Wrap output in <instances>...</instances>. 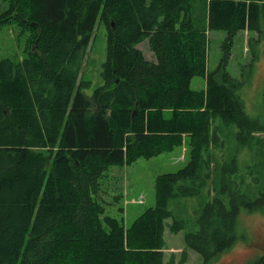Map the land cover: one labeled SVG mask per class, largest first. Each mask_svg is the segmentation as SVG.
<instances>
[{"label":"trees","instance_id":"16d2710c","mask_svg":"<svg viewBox=\"0 0 264 264\" xmlns=\"http://www.w3.org/2000/svg\"><path fill=\"white\" fill-rule=\"evenodd\" d=\"M7 1L0 28L17 23L30 52L0 59V264H167L172 216L168 228L184 231L202 264L232 247L239 210L263 208L264 193L241 192L247 182L234 179L231 152L236 139L253 169L263 168L264 119L246 112L238 93L246 81L226 66L244 30L253 33L249 66L263 59L264 0ZM98 23L107 29V60L103 83L89 94L83 72ZM215 30L227 36L210 70ZM145 40L154 59L138 47ZM196 75L204 89L191 87ZM186 142L190 159L157 175L154 206L130 226L107 212L102 177L110 166ZM203 193L209 199L194 218L169 208L173 198Z\"/></svg>","mask_w":264,"mask_h":264},{"label":"rangeland","instance_id":"374dc122","mask_svg":"<svg viewBox=\"0 0 264 264\" xmlns=\"http://www.w3.org/2000/svg\"><path fill=\"white\" fill-rule=\"evenodd\" d=\"M8 7L7 0H0V13ZM106 27L98 23L95 34L89 45V52L85 63L83 76L92 81L91 87L86 89L87 93L103 83L102 72L104 63L107 60V37ZM27 32L22 30L15 22L3 24L0 28V59L9 57L19 61L26 57L30 52L29 43L27 45ZM253 35L247 30L240 31L236 35L232 47L231 59L228 63V71L238 80H245V84L239 90L246 112L252 118L264 119V57L255 65L249 66L251 61V51L248 46V38ZM227 32L225 30H215L209 32V53L208 66L210 70H216L222 58V44ZM149 41L145 40L138 44V47L145 53V57L154 59V53L149 47ZM191 87L196 90L206 87V78L196 75L191 81ZM170 116V112H166ZM232 131H237L238 126H231ZM235 154L238 160L234 179L242 175L247 184L240 187L242 193L250 195V198L259 197L264 193V166L258 165V168L251 166V151L248 148L236 150ZM187 142L183 146L174 147L173 150L164 151L152 157H141L131 164L112 165L102 177L103 188L105 191L104 204L107 206V212L115 217L123 218L125 226H130L133 221L141 215L147 208L154 206L156 201L155 179L157 175L171 173L184 168L190 159ZM43 153L48 152L47 148H36ZM253 172V174H252ZM242 178V177H241ZM257 180V181H256ZM253 183V184H249ZM117 196L119 200H117ZM209 197L206 193L200 196L187 199L173 198L169 200V208L177 218H194L202 211ZM261 206L264 204V197H261ZM123 207L121 211L119 208ZM237 218V239L232 247L221 253L211 264H256L261 258L264 259V249L252 246L251 242L258 235L264 232V207L257 210H239ZM173 223V216L166 220L164 249L165 260L167 264H202L203 258L197 251L189 248L186 244L184 231L178 233L170 230L169 224ZM186 256V262L181 259Z\"/></svg>","mask_w":264,"mask_h":264},{"label":"flooded vegetation","instance_id":"af4514ba","mask_svg":"<svg viewBox=\"0 0 264 264\" xmlns=\"http://www.w3.org/2000/svg\"><path fill=\"white\" fill-rule=\"evenodd\" d=\"M252 246L260 247L264 249V232L258 235L256 238L254 237V240L251 242ZM259 262L256 264H263V258H261Z\"/></svg>","mask_w":264,"mask_h":264},{"label":"water","instance_id":"95a60500","mask_svg":"<svg viewBox=\"0 0 264 264\" xmlns=\"http://www.w3.org/2000/svg\"><path fill=\"white\" fill-rule=\"evenodd\" d=\"M263 264H264V259H263Z\"/></svg>","mask_w":264,"mask_h":264}]
</instances>
